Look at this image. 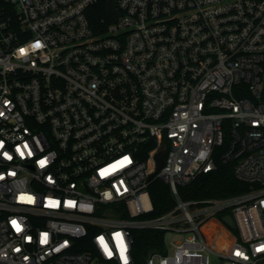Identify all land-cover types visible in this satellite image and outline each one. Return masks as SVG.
I'll list each match as a JSON object with an SVG mask.
<instances>
[{
	"label": "built area",
	"instance_id": "1",
	"mask_svg": "<svg viewBox=\"0 0 264 264\" xmlns=\"http://www.w3.org/2000/svg\"><path fill=\"white\" fill-rule=\"evenodd\" d=\"M99 1L0 0V264H137L136 230L164 234L143 264H264V0H116L96 28ZM218 161L249 190L181 197Z\"/></svg>",
	"mask_w": 264,
	"mask_h": 264
},
{
	"label": "trees",
	"instance_id": "2",
	"mask_svg": "<svg viewBox=\"0 0 264 264\" xmlns=\"http://www.w3.org/2000/svg\"><path fill=\"white\" fill-rule=\"evenodd\" d=\"M90 18L96 28L106 26L107 0H100L90 10ZM250 185L239 180L234 171L233 163L218 161L216 169L201 173L191 183L180 186L179 192L184 199L199 197H224L249 190ZM150 194L153 202V210L147 215L161 214L175 204V197L170 185L162 179L154 180L150 185ZM221 212L214 216L210 222L207 233L212 243L216 244L218 233L223 235V242L228 243L231 238L237 236V229L230 227L222 218ZM221 231V232H220ZM137 264H143V259L150 249L161 248L164 239L163 232L156 233L153 230H136Z\"/></svg>",
	"mask_w": 264,
	"mask_h": 264
},
{
	"label": "water",
	"instance_id": "3",
	"mask_svg": "<svg viewBox=\"0 0 264 264\" xmlns=\"http://www.w3.org/2000/svg\"><path fill=\"white\" fill-rule=\"evenodd\" d=\"M117 4H116V0H107V16L108 19L111 23H115L117 21L118 15H119V11H118ZM165 153L164 148L156 155V162L157 163V168L156 170H158L160 168V166L162 165L163 162V155ZM155 172H153L150 177H152L154 175ZM223 220L230 226V227H235V222L233 220V217L231 214H226L225 216H223Z\"/></svg>",
	"mask_w": 264,
	"mask_h": 264
},
{
	"label": "rangeland",
	"instance_id": "4",
	"mask_svg": "<svg viewBox=\"0 0 264 264\" xmlns=\"http://www.w3.org/2000/svg\"><path fill=\"white\" fill-rule=\"evenodd\" d=\"M221 233H218V235H217V238H219V240H223V235ZM182 237H183V235L180 234V233H176V232L168 233L167 234V241L168 242H172V241H174V240H176L178 238H182ZM225 245H226L225 241L224 242L222 241L221 243H219V242L216 243V246L219 247V248L220 247H224ZM214 264H216V263L214 262Z\"/></svg>",
	"mask_w": 264,
	"mask_h": 264
}]
</instances>
